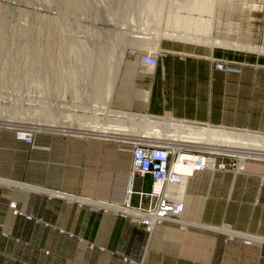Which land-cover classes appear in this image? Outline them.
I'll return each instance as SVG.
<instances>
[{
  "label": "crops",
  "instance_id": "obj_1",
  "mask_svg": "<svg viewBox=\"0 0 264 264\" xmlns=\"http://www.w3.org/2000/svg\"><path fill=\"white\" fill-rule=\"evenodd\" d=\"M130 44L135 43L126 40V49L137 48ZM158 46L149 47L158 53L155 67L139 64V54L129 62L124 55L125 71L112 88L84 93L76 79H66L69 89L63 102L51 107L52 123L38 125L55 124L53 132L38 137L41 148L14 141L8 131L0 135V264H264V148L231 143L223 147L226 153L204 149L197 138L190 140L186 127L264 138V55L167 39ZM220 62L231 69H215ZM144 136L212 149L221 154L218 160L241 168L203 170L187 178L178 190L184 228L164 222L145 233L115 210L90 212L46 200L42 188L121 207L131 183L130 205L138 207L137 193H149L152 178L129 181L131 156L125 147ZM146 184L147 191L139 190ZM225 231L257 240L226 241Z\"/></svg>",
  "mask_w": 264,
  "mask_h": 264
},
{
  "label": "rangeland",
  "instance_id": "obj_2",
  "mask_svg": "<svg viewBox=\"0 0 264 264\" xmlns=\"http://www.w3.org/2000/svg\"><path fill=\"white\" fill-rule=\"evenodd\" d=\"M133 1L82 0V3L74 4L73 0H0V135L8 131L12 134L14 141L25 144L23 137L26 136L30 139V143L26 145L35 149L41 148L38 146L39 144L37 145L38 137L44 131L53 132L52 128L55 125L38 126L39 123L43 124L42 122L46 123L45 120H48H44L41 112L44 109L46 118L54 116L51 107L55 106L58 101L54 87L60 75L65 80L83 81L81 84L77 83V88L85 93L88 86L84 85V81H88V84L97 83L99 81L96 80L110 75L104 73L106 69L101 65H107L108 60L112 61V56L117 53L118 46L124 50L126 62L135 60L137 54L142 55L149 51V47L144 46V49L138 47L140 44H130L139 49L130 46L126 49V40L117 38L119 32H131V27L130 30L125 27L129 21L124 17L133 14L137 16ZM143 1L147 3V0ZM204 1L202 2L204 12H193L191 16L213 20V30L211 31L213 38L218 37L217 27L222 29L218 23L228 22L237 30L228 34H219L222 39L227 38L225 35H228L230 40L239 38L243 42L256 43L259 47L264 45V0ZM191 2L189 0H165L162 15L164 14L163 16L166 18L168 14H172L176 10L175 6H180L184 10L189 7ZM206 4L210 8L209 13L205 11L208 8ZM183 10L181 11L182 15H187ZM164 17L163 19H165ZM125 28L128 30L123 31ZM134 35L135 37L139 36ZM183 44L190 47L203 46ZM84 46L87 50L83 49ZM104 46H108L109 49L108 56L103 59L102 56L99 57L98 52L100 48L105 49ZM71 48L74 53L76 50L82 51V58H72L69 52ZM249 54L254 55L255 53ZM124 71L125 63L123 66L121 64L120 73L123 74ZM46 83L47 85H45ZM63 95H67V88ZM125 149L127 153H130L129 147H125ZM42 189L45 190L46 197L51 191H60ZM139 190L147 191V184L142 185ZM128 191H131V183ZM72 195L94 203L103 202L107 204L105 210L107 208L113 211V207H120L115 203L92 200L82 195ZM150 203L148 198H143L141 209L138 211H147ZM66 204L76 205L74 202H66ZM120 208L127 207L121 206ZM136 208L137 206L130 205V208L127 209ZM78 209H84V207H78ZM86 209L90 212L100 213L88 206ZM114 212L118 213L117 215L120 217L131 218L121 210ZM24 216L29 219V216ZM140 220L137 218L133 223L138 227L141 226L142 231L146 233V227ZM45 227H49V225L45 224Z\"/></svg>",
  "mask_w": 264,
  "mask_h": 264
},
{
  "label": "bare ground",
  "instance_id": "obj_3",
  "mask_svg": "<svg viewBox=\"0 0 264 264\" xmlns=\"http://www.w3.org/2000/svg\"><path fill=\"white\" fill-rule=\"evenodd\" d=\"M189 1L191 2V0H189ZM73 2H74V4L75 3L78 4L80 2L82 3V0H73ZM128 2H129V0H128ZM133 2L135 5V8H136L135 13H138L137 16L136 15L134 16V14H133V15H129V16L124 17L127 21H129L127 23L128 25L125 27H128L129 30L131 27V32L122 33L118 37L115 35V37H117V38L120 37L121 39L128 40L131 43L140 44L139 47H142L143 49H144V46L145 47H154L155 45L158 46V43L161 40L167 39V40H172V41H177V42H182V43L203 45V46H206L210 49L223 48V49H230V50H234V51H242V52L264 55V45L262 47H259L258 44H256V43L243 42L242 40H239V38L237 40H230L228 35H225L227 38H223V39L221 37H219V34H222V33L228 34L230 32H234L235 30H237L232 24H230L228 22L223 23V24L218 23V24H220L219 27H222V29L217 27V29H216L217 33L216 34L218 35V37L213 38L212 34H211V31L213 30L212 29L213 28V23H212L213 20L203 19L200 16H198V17H193V15L191 16V13H193V12H197V13H203L204 12L203 4H202V2H205L204 0H193L192 2H194V3L191 2L189 4V7L184 8V10H183V8L181 9L180 6H175L176 10H174V12L172 14H168V16L166 18L163 16L164 14L162 15V11H164L163 8L165 7L164 6L165 0H147V3L144 2L143 0L140 2L134 0ZM208 5L211 6L209 3H208ZM209 6H207V4H206V7H208V8L205 11H207L208 13L210 10ZM182 10L184 12L186 11L187 15L183 16L181 13ZM147 13H149V15H147ZM162 16L165 19H163ZM98 18H100V17H98ZM132 29L135 30L134 32H136V30H137L136 34H137V36L139 35L138 37L134 36V34H133L134 32ZM120 38H119V40H120ZM149 41L151 43H149ZM152 41H156L157 43L156 42L153 43ZM105 46H104L105 49L100 48V50L98 52L99 57L102 56L103 59L108 56V49L109 48H108V46L107 47H105ZM119 48L116 49L117 53L116 54L114 53V55L112 56L113 58H112L111 62L108 60L107 65H101V67L106 69V72H104V73L110 74V75L106 76L107 81H100L98 79L96 81H99L101 83L97 82V83H91V84H88V81H84L85 82L84 85L88 86L87 90H90V89H93V88L99 87V86H101V89L102 88H110L114 84L113 79H115L117 77V75L120 73L122 60L124 59L123 58L124 57V50L119 49ZM83 49L87 50L85 48V46ZM143 49H141V50H143ZM69 52H70L72 58H75V59H81L82 58L81 56L83 53H81L82 51L80 52V50H76V52L74 53V50L71 48ZM147 53H149V51ZM140 56H141V54L137 57V61L139 64H141L139 62ZM144 66H146V65H144ZM59 77H60L59 80L57 82H55L56 86L54 88H55L56 93H55V91H54V93L56 94L55 96L57 97L58 102H63L62 101V99L64 98L63 93L66 91V88H67V85L69 84V82L64 80L63 78H61V75ZM82 82L83 81H78L77 83L81 84ZM45 85H47V83ZM50 89H49V91H50ZM51 94H52V92H51ZM77 96H79V95L77 94ZM41 115H42V117H45V112L42 111ZM65 117H67V119H69V116H65ZM46 119H48L46 121H50V122L53 121L52 117L51 118L48 117ZM81 120H83V119H81ZM182 127H181V129H182ZM186 127H187V129H189V132H190V135H188V136L192 137V139H190L189 137L188 138L190 140L197 138V140L201 142L202 146H204L203 147L204 149H207L209 147H211V148L219 147L216 150H218L219 152L223 151V153H226V150L223 147H225L226 144L228 145L231 143H232L231 145L234 144V145L239 146L240 147V148L238 147L239 149L247 148L248 147L247 145L256 146L255 147L256 149H259L260 147H261V149L264 148V138H262V136L257 137V136H254L252 134L248 135L246 133L244 135H242V134H238V132H237V134H232V136H231V133H227V132L221 131V130L219 131L218 129H217L218 131H215V130L213 131L209 128H198V127L194 128L192 126H186ZM184 129H186V128H184ZM174 130H175V128H174ZM174 132H176V131H174ZM186 140H188V139H186ZM169 146L172 147L173 149H176L177 151H180L183 149L182 147H177L175 145L174 146L169 145ZM232 148H234V147H232ZM205 151L209 152V153H214V152H210V151H212V149H210L209 151H207V150H205ZM215 154H217V153H215ZM240 155H241V153L239 154V157H243ZM185 158H186V156H185ZM239 168H241V166L237 162V169H239ZM172 169L176 172L183 173V177L179 180L180 181L179 186L178 185L166 186L165 192L167 193V195L172 196L175 200H178L182 205L181 206L179 205L180 206L179 208L177 207V213H176L175 217L169 218V219H167L168 221H165V222H173V223H177V224L181 223V225L185 226L183 224V222L181 221V216L183 213L184 205H183V201H182L181 196L178 194V190L180 191V189H182L185 186L187 178L193 174V169H194L193 163L190 162L189 164H186L185 166H183V165L178 166V164L176 162H174ZM129 181H131L130 178H129ZM152 189H154L155 193H159L162 190V187L160 184H156L154 187L152 185ZM127 192H129V191L127 190ZM130 193L132 194V191H130L129 194ZM145 194H149V193H141L142 196H144ZM46 198L49 200H62L64 202H66V201L74 202L75 204L77 203V204L83 205L82 207H84V209H86V207L88 205H91V206H93L94 210L100 209V212L106 211L105 206L107 205L105 203H94V202H90L86 199L76 198V197H73L69 194L62 193L60 191H51V192H49V194H47ZM77 204H76V206L78 207ZM113 208H114L113 210H115L116 212L117 211L119 212L121 210L122 213H126V214L130 215L131 216L130 219L133 221L137 218H140V217L141 218H143V217L147 218L148 217V214H144L142 212H139L136 209H127V208H120V207H116V208L113 207ZM10 209L13 210V212L15 214H17V215L19 214V212L15 208V205H10ZM94 212H96V211H94ZM159 225H161V224H159ZM157 226L158 225H153L152 229L150 228L148 233H151Z\"/></svg>",
  "mask_w": 264,
  "mask_h": 264
},
{
  "label": "built area",
  "instance_id": "obj_4",
  "mask_svg": "<svg viewBox=\"0 0 264 264\" xmlns=\"http://www.w3.org/2000/svg\"><path fill=\"white\" fill-rule=\"evenodd\" d=\"M139 62L142 65L155 67L157 64V53L149 52L142 54L139 57ZM214 67L218 70L231 69L227 63L222 62L215 63ZM23 140L26 142V144L30 143V139H28L26 136L23 137ZM169 145V143L164 142V140L159 138L144 136L137 138V140H133L128 146L130 148L131 154V170L128 176L130 180L133 181L135 177L142 178L146 175H149L152 178L153 187L156 184H160L162 187V190L159 193H155L154 189H151L152 191L149 192V194H145L144 196H142L141 193H137L141 203L143 198H148L151 201L150 205L148 206V210L142 211V213L148 214V217H140V222L146 227L147 232H149L150 228L152 229L153 225L162 224L163 222L168 221L167 219L175 217L177 213V207L179 208L182 205L178 200H175L172 196L167 195L165 192L166 186H179V180L183 177V173L176 172L172 169L174 162H176L178 166H185L186 164L192 162L194 168L193 173L203 170H226L227 168H231L234 171H239L237 169V162L230 164L224 162L222 159L218 160V158L222 157L219 153H209L188 147L177 151ZM132 194L126 192L124 207L126 206L127 208H130V197ZM66 202L68 203V201ZM77 205L80 208L83 206L80 204ZM88 207L94 210L93 206L88 205ZM140 209L141 205L136 208L137 211ZM98 211H100V209H98ZM178 225L181 228L185 227L181 225V223ZM217 232L224 233L220 229H218ZM225 235L226 241L235 239L242 241L244 244H250L257 240L251 235L242 234L236 231H225Z\"/></svg>",
  "mask_w": 264,
  "mask_h": 264
}]
</instances>
